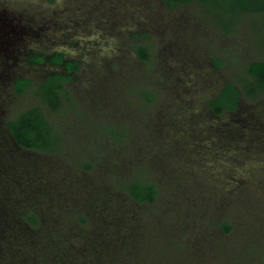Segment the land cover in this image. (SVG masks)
I'll list each match as a JSON object with an SVG mask.
<instances>
[{
  "label": "rangeland",
  "instance_id": "1",
  "mask_svg": "<svg viewBox=\"0 0 264 264\" xmlns=\"http://www.w3.org/2000/svg\"><path fill=\"white\" fill-rule=\"evenodd\" d=\"M1 5L24 12L22 23L32 35L24 39L26 48L66 51L84 67L57 110L35 94L43 69L26 73L36 83L24 95L9 86L0 91L3 122H17L34 108L49 119L50 154L25 150L34 174L62 177L66 190L81 179L103 188L126 179L128 192L150 180L162 188L159 200L143 208L141 248H121L114 259L102 258L105 264H264V90L256 92L248 74L252 63L264 62V13L241 15L224 0L173 9L163 0H0ZM44 25L48 33L35 37ZM146 48L148 60L139 53ZM224 82L242 91L239 118L215 117L207 105ZM241 122L240 131L229 134V125L236 129ZM222 131L228 132L224 150L216 138L209 148L208 134ZM87 163L94 169L83 168ZM46 189L37 187L18 212L24 215L30 204V211L73 222L75 213L91 205L83 192L69 191L65 203L56 200L58 191ZM124 196L114 204L118 210L129 207L135 221L139 209ZM223 221L233 225L231 233L222 230ZM76 234L64 232L58 244L67 249ZM50 247L52 254H68ZM80 256L78 264H98L94 256Z\"/></svg>",
  "mask_w": 264,
  "mask_h": 264
},
{
  "label": "trees",
  "instance_id": "2",
  "mask_svg": "<svg viewBox=\"0 0 264 264\" xmlns=\"http://www.w3.org/2000/svg\"><path fill=\"white\" fill-rule=\"evenodd\" d=\"M224 1L231 5L232 12H237L241 15L264 13V0ZM193 2L210 4L212 0H163V3L171 9ZM139 53L142 59L148 60L151 58L149 51L146 49H141ZM54 60L55 62H61L60 56H56ZM219 64V61L216 62V66ZM68 67L69 70L78 69L79 64H69ZM248 74L257 82L256 92L264 90V62L252 63L248 68ZM65 80L68 81L69 78H65ZM65 80L59 74L50 76L38 84L35 94L45 104L57 110L63 101L69 99L66 93L65 97L61 96L60 93L62 83ZM33 88L34 83L32 81L18 82L16 92L19 95H24ZM241 97L242 91L239 87L232 82H227L224 90L217 93L210 100L209 109L217 117L229 112L235 113L239 107ZM48 120L41 108H34L25 113L20 121L10 122L9 127L15 134L17 133L16 139L18 142L25 146L33 147L36 145L37 139L43 131L52 133ZM228 130L231 132L235 131L231 125H229ZM190 159L194 162L192 155ZM190 166L188 169H195L193 166ZM84 167L91 170L94 165L87 163ZM3 171L7 175H1L0 177V264H78L76 253L81 255L80 260L94 256L99 259L98 264H105L102 258L111 256L114 259V255L121 248L124 251L127 247L131 253V250L138 248V246L141 248V233L145 230L142 220V217L144 218L145 216L143 208L146 204L150 205L159 200L161 197L160 190H162L156 180H150L137 184L135 189L128 192L125 190L124 182L126 179L118 180L117 184L114 181L112 188L110 183L106 186L107 188H103L102 184L95 185V183L91 184L90 181H87L88 179L86 181L81 179L78 180L80 183L76 181L75 185L77 186L66 190L67 183H62L66 179L62 180V177L54 176L53 173H50L51 181L44 188H48L49 191L51 190L52 194L58 191L60 194L56 196V200L66 201L65 203H67L70 197L72 198L69 191L73 193L75 190L83 192L85 198H92L90 201L91 205H88L85 209L82 207L79 213H75L76 218L71 222L72 217H65L62 214L58 217L57 215H46L45 211H34V207L30 211L29 209L32 206L30 204H28L29 209L24 215L19 213L18 211L29 200H32L31 198L34 196L33 190L35 189L27 187L26 184H17V178L14 176L15 173L10 168H4ZM182 183V186H184L185 182L183 181ZM57 184L58 186H56ZM114 188H119L118 192H115ZM122 195H125L124 197L130 201V204L134 208L139 209L138 215L140 214V218L136 217L137 221L133 220L135 219L133 215H129L131 211L129 207L123 211V209L118 210L115 206L114 202L119 203V198ZM178 197L182 201V204L186 205V200L183 199L184 197L179 192ZM184 221L182 220V222ZM181 226L183 225L181 224ZM181 226H179V230ZM221 228L226 233L233 231V225L228 221H223ZM73 231H76V237L73 238L67 249L61 248L63 245L58 244V242H60L63 233L66 232L69 236ZM119 234H123L120 236V241L118 238ZM103 235L105 237L100 238ZM114 236L117 237L115 238ZM44 238H47V242L48 239H51L52 244L50 243L48 246H45L43 243ZM76 238L77 240H74ZM50 246L59 248V250H68V254L65 257L64 253L60 255L52 254L53 248ZM145 250L151 251L152 249ZM72 255H74V258H72ZM85 264H89V262L86 261ZM111 264L114 263L111 262Z\"/></svg>",
  "mask_w": 264,
  "mask_h": 264
},
{
  "label": "flooded vegetation",
  "instance_id": "3",
  "mask_svg": "<svg viewBox=\"0 0 264 264\" xmlns=\"http://www.w3.org/2000/svg\"><path fill=\"white\" fill-rule=\"evenodd\" d=\"M0 7H1L0 8V91L3 89V87L7 88L9 86L17 95H19L16 92V86L18 82H23L28 80L32 81L35 87L36 80L28 76L26 73L32 70L36 71V69L37 70L43 69L45 70L46 73L44 74L43 77H41L39 83L46 80L48 77L54 76L56 74H59L64 80L65 78L66 79L69 78L68 81L65 80L62 83V89L60 90L61 96H64L66 93V87L72 84L75 79V76L78 73H80L81 70L84 69L82 60L78 57L70 56L66 51H57V52L54 51V52L42 54L40 52L34 50L32 51L31 49L26 48V45L24 44V39L26 36L32 37V35H30L28 32V29L29 31H31V26L29 25L26 26L25 24L22 23L23 20L22 18H24L25 16L24 12L21 11L17 12L14 9H12L11 12H9L7 8L3 7V5H1ZM30 21H31L30 19L26 20V22H30ZM55 22L56 20L53 23ZM47 28H48L47 25H44L43 27H39L38 33L35 35V37H39L40 35L39 33H42L43 35H45V33H48ZM56 56H60L61 62H55L54 58ZM18 63L21 64V67H16ZM76 63L79 64L78 69L69 70L68 65L76 64ZM213 65L216 66V63L215 64L213 63ZM225 85L226 82L223 83V86L220 89L219 93L224 90ZM211 99H209L207 103L208 107ZM241 110H242L241 104H239V107L237 108L235 113L229 112V113H225L224 115H229V116L238 115L237 117L239 118L240 115L239 113L241 112ZM224 115L222 116L224 117ZM19 119H21V117ZM18 121L20 120H17V122ZM10 122H14V121L3 122L0 119V177L1 175H7L6 172L3 171L4 168L5 169L10 168L15 173L14 176H16V174L25 176V178H19L16 176L17 184H26L27 187H31V188L35 187L34 188L35 190H37V187H39L40 189L41 185H43V187H41V190L46 189L44 187L48 186V184L51 181L50 180L51 172L49 173L46 172L43 176L38 174L35 175L34 172L37 170L35 168L34 162L31 161L32 160L31 154H29L26 151L34 150V149L48 151L49 150L48 138L52 133H47L46 131H43V133L40 135L41 137L40 136L38 137L37 139L38 141L36 145L33 147H28L18 142V140L16 139L17 133L15 134V132L12 131L9 127ZM236 122L239 123V119H237ZM241 124L242 122L238 125H235V128L236 126L237 128L233 132L229 131V134L236 135L238 131H240V129L242 128ZM244 133L248 134L250 137V132L248 130L247 132ZM226 134H228V132L226 131H222L219 133L212 132L211 134L209 133L208 134L209 142H207L209 144V148L215 146V145L213 146L210 145L217 143L211 141L216 138L220 141L219 143H221L217 146V148H220L221 151L224 150L222 144L225 143L224 139L226 137ZM234 138H236V136ZM234 152L239 154L238 151L236 150H234ZM48 153L50 154L49 151ZM35 190H33V193L37 192ZM44 197L47 198L50 196L46 194Z\"/></svg>",
  "mask_w": 264,
  "mask_h": 264
}]
</instances>
